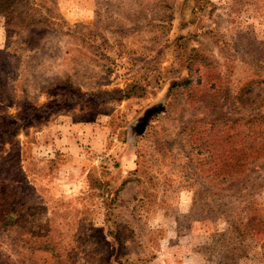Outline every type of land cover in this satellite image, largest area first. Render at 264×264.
<instances>
[{
	"label": "rangeland",
	"instance_id": "374dc122",
	"mask_svg": "<svg viewBox=\"0 0 264 264\" xmlns=\"http://www.w3.org/2000/svg\"><path fill=\"white\" fill-rule=\"evenodd\" d=\"M261 113L264 0L0 3V194L63 264H100L104 234L117 264H264V145L219 169L223 119L253 118L247 147ZM1 221V264L52 263Z\"/></svg>",
	"mask_w": 264,
	"mask_h": 264
},
{
	"label": "trees",
	"instance_id": "16d2710c",
	"mask_svg": "<svg viewBox=\"0 0 264 264\" xmlns=\"http://www.w3.org/2000/svg\"><path fill=\"white\" fill-rule=\"evenodd\" d=\"M10 0H0L1 4H4L6 6V3H8ZM27 16H25L26 18ZM36 21H40L39 19H35ZM45 21V20H42ZM46 105L42 104L41 107H44ZM12 116H15L12 114ZM47 114L42 111H38V109L31 108L26 115L21 119L22 124H25V126H31L35 122L41 121L43 118H45ZM7 117H10V115H7ZM253 117H258V120L260 124L262 125L259 127V131L264 134V113L255 115ZM222 119L219 117V120ZM2 120V116H0V121ZM253 118L251 117H227L223 119V123L220 124L218 123L217 126L214 129L210 128H204V131L207 135L212 136L213 133L216 134V128L221 126L220 129L223 131V133L220 135L221 138L225 142H231L233 143V146L231 149H229L228 153L231 155L230 159H226L222 162V164L219 166V169L222 170L224 168H234L238 166L239 160L240 159H234V157H240L241 155H244L248 153V148H254L257 147V145L261 142V144L264 145V137L262 141H258V131H255V128L257 125L251 124L248 130V139L247 141V147L244 142L240 143L241 140V130L238 131L239 127L236 126H241L244 125L245 123H251ZM235 123V124H234ZM21 123L17 122H10L8 124H0V145L10 137L14 136L17 134L18 128L20 127ZM259 126V125H258ZM247 128V127H246ZM234 129L237 130V132H234ZM204 136L200 137V139H203ZM203 151L205 152L210 146L211 142L210 140H203ZM203 152V153H204ZM212 156V155H211ZM214 158V157H213ZM212 158V160H213ZM16 159H24V155L22 153H17ZM24 173V172H23ZM124 183V182H123ZM8 190H4L0 196L3 197V201L0 203V219L4 220L1 221L4 224L12 225L18 227L20 231L21 239L24 241L23 244H27V249L30 251V255H34L35 250H46L50 252L51 257L54 258L52 263L50 264H63L65 258L60 254V251L58 250L59 248L57 247V242L54 241V238H43L38 234H32L30 237L28 235H25L27 237L24 238V235L21 234L22 231L25 230V221L23 219H19L20 214L26 209H34L36 208L35 205H28V206H16L13 205V202L17 201V199L14 196H10L8 193ZM7 195V196H6ZM18 196V195H17ZM13 206V207H12ZM18 218L15 222L12 219V215H14ZM103 230V229H102ZM102 232L101 230H99ZM98 245H102V248H105V253L101 256L100 258V264H117L115 262V257H114V250H113V245L115 243L109 241L107 239V235L104 234L103 236L100 237L99 241L97 242ZM93 261V260H92ZM1 264V263H0Z\"/></svg>",
	"mask_w": 264,
	"mask_h": 264
}]
</instances>
